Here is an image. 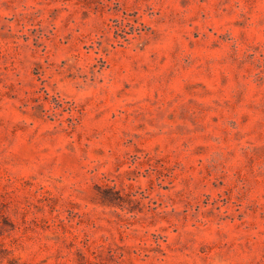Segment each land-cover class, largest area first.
<instances>
[{
  "label": "rangeland",
  "instance_id": "1",
  "mask_svg": "<svg viewBox=\"0 0 264 264\" xmlns=\"http://www.w3.org/2000/svg\"><path fill=\"white\" fill-rule=\"evenodd\" d=\"M0 264H264V0H0Z\"/></svg>",
  "mask_w": 264,
  "mask_h": 264
}]
</instances>
